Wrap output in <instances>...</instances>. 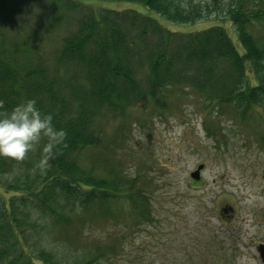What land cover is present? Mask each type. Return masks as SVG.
<instances>
[{
    "label": "trees",
    "instance_id": "16d2710c",
    "mask_svg": "<svg viewBox=\"0 0 264 264\" xmlns=\"http://www.w3.org/2000/svg\"><path fill=\"white\" fill-rule=\"evenodd\" d=\"M117 1L136 2L146 11L87 14L76 30L62 37V47L50 62L38 60L45 43L37 33L30 40L33 47L7 36L2 41L0 115L23 97L35 98L66 135L43 170L38 161L47 138L23 160L0 156V179L12 175L0 193V264H54L45 248L33 252L25 247L28 227L53 222L68 232L90 207L100 205L96 212L110 215L115 213L112 205L124 204L134 225L151 220L144 185L127 182L102 156L90 157L88 164L80 161L87 149L101 143L94 121L104 117L103 123L139 101L167 109L171 95L187 96L191 90L213 102L216 111L238 113L243 121L256 108L264 110V36L257 33L264 30V0H207L205 6L202 0ZM8 5L0 0L3 22L12 17ZM205 13H222L233 30L219 24L185 33L166 26L195 22ZM111 250L97 246L83 264H101Z\"/></svg>",
    "mask_w": 264,
    "mask_h": 264
},
{
    "label": "rangeland",
    "instance_id": "374dc122",
    "mask_svg": "<svg viewBox=\"0 0 264 264\" xmlns=\"http://www.w3.org/2000/svg\"><path fill=\"white\" fill-rule=\"evenodd\" d=\"M202 2L205 6L207 0ZM8 3L12 17L10 22L0 19V46L6 36L25 43L37 33L45 43L37 54L43 62L57 57L62 37L87 14L146 11L136 2L117 0ZM221 17L205 13L195 22L166 26L185 33L219 24L233 30ZM257 33L264 36V30ZM199 96L193 90L187 96L178 92L163 110L139 101L103 123L104 117L94 121L101 143L87 149L80 161L88 164L90 157L102 156L127 182L144 185L152 211L149 222L134 225L127 205H112L115 213L110 215L96 212L98 205L80 214L68 232L53 222L47 227L43 220L45 226L28 227L25 247L33 252L45 248L54 264H83L97 246L113 248L100 258L103 264H263L258 246L264 244V110L256 108L243 121L238 113L216 111L213 102ZM201 165L200 178H193ZM100 173L105 174L104 168ZM6 178L12 175L0 179V193Z\"/></svg>",
    "mask_w": 264,
    "mask_h": 264
},
{
    "label": "clouds",
    "instance_id": "9594fccd",
    "mask_svg": "<svg viewBox=\"0 0 264 264\" xmlns=\"http://www.w3.org/2000/svg\"><path fill=\"white\" fill-rule=\"evenodd\" d=\"M65 135L63 128L53 124L52 113L42 112L35 98L23 97L7 114L0 115V156L23 160L27 153L36 150L42 138H47L38 161V167L43 170L49 154Z\"/></svg>",
    "mask_w": 264,
    "mask_h": 264
},
{
    "label": "water",
    "instance_id": "95a60500",
    "mask_svg": "<svg viewBox=\"0 0 264 264\" xmlns=\"http://www.w3.org/2000/svg\"><path fill=\"white\" fill-rule=\"evenodd\" d=\"M204 168L203 165L199 166L198 169L192 173V177L195 178V179H199L200 178V174H201V171L202 169ZM258 251L260 253V256H261V259H262V262L264 264V244H261L258 246Z\"/></svg>",
    "mask_w": 264,
    "mask_h": 264
}]
</instances>
